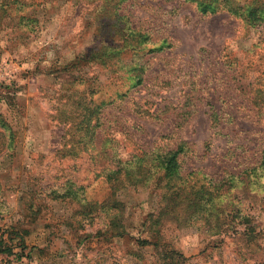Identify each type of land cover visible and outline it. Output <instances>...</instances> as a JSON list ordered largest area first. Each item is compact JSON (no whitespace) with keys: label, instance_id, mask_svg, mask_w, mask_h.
Segmentation results:
<instances>
[{"label":"rangeland","instance_id":"rangeland-1","mask_svg":"<svg viewBox=\"0 0 264 264\" xmlns=\"http://www.w3.org/2000/svg\"><path fill=\"white\" fill-rule=\"evenodd\" d=\"M0 264H264V0H0Z\"/></svg>","mask_w":264,"mask_h":264},{"label":"trees","instance_id":"trees-1","mask_svg":"<svg viewBox=\"0 0 264 264\" xmlns=\"http://www.w3.org/2000/svg\"><path fill=\"white\" fill-rule=\"evenodd\" d=\"M198 6L199 9L202 12H207V11H215L217 9V7L215 6L213 1L204 3V2H198ZM231 11H233L232 8H228ZM250 15H254L253 11H249ZM249 16V15H248ZM251 17V16H249ZM142 68V67H140ZM143 69V68H142ZM142 69L140 70V73L137 74L135 77L136 79V83L138 81H140L141 77L140 74L142 73ZM126 92H124L125 95ZM119 95L120 92L118 93ZM183 150V144H181L180 146L176 147L175 149H167L164 152V155H159V171H158V179L159 180V184L157 189L160 191V193L162 194V199L167 195L168 193V187H170L172 185V183L176 180L177 178V173H178V166H177V162H176V157L179 153H181ZM201 188H198V190H194L191 189L189 196H191L192 198H188L186 201V204H189V207L192 208L194 214H199L201 218H205L204 219V223L205 225H208V230H210L213 233H220L222 231V228L224 226L227 227V222H225L223 220L222 217L216 216L214 217V221L212 222L210 220V217H208L209 215L205 212L202 211L201 209V203H200V193L203 194L204 190L200 191ZM205 190L210 191V187H207ZM200 192V193H199ZM200 198V199H199ZM167 199V198H164ZM214 215H217V212H212ZM247 222V221H245ZM248 234V233H245ZM251 235V233H250ZM3 252L7 253L8 255H14L17 259H20L21 256H23L24 254L22 253H17V254H13L12 250L7 249V250H3Z\"/></svg>","mask_w":264,"mask_h":264}]
</instances>
